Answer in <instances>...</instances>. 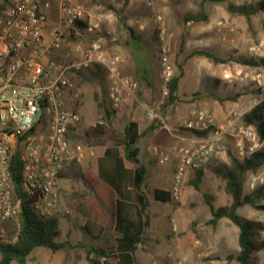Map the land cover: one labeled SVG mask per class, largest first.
<instances>
[{"label":"crops","instance_id":"obj_1","mask_svg":"<svg viewBox=\"0 0 264 264\" xmlns=\"http://www.w3.org/2000/svg\"><path fill=\"white\" fill-rule=\"evenodd\" d=\"M157 1L160 4L163 3L165 7L169 6L163 2L164 0ZM93 3H96V5H93ZM115 3V0H80V4L86 9L87 14L97 18L96 20L102 23L103 30L118 37V44L109 45V49L105 52L109 55L116 54L120 56L119 67L121 71L135 78L133 83L137 94L140 93L141 98L146 99L138 100L136 104L128 100V104L122 108L124 110L112 114L111 119L114 126L115 123L117 124V120L122 124L117 132H123L130 121L138 124V132L141 135L138 143L139 159L147 168V177L141 189L135 187L137 165L125 158L123 148L117 146L111 140H108L105 145H100L96 139H91L92 142L88 147L81 148L80 156L85 158L81 166L83 182L78 187L79 189H75L76 192L72 194L71 212L69 211L71 216L67 218L59 216L61 237H65L62 242L76 243L73 234L78 233L80 235H78V240L76 239L77 242L87 244L90 248H107L119 237L117 230L120 226H118L119 220L122 227L132 224L133 232L137 231V228L140 230L141 242L137 246L135 259L143 264H149L153 258L165 259V252H167L170 243L172 241L175 243V233L169 220L172 214L175 213L176 216L178 214L176 208L171 210L170 207L174 174L179 163L178 151L180 149L195 148L206 139V137H200L193 130L184 128L183 125L192 118L193 114L209 116L219 123V121H227L234 112H240L243 115L248 113L252 109V66L232 61L228 66L223 65L228 68L225 70L224 68H216L215 64L204 57L192 58L191 63H186L183 69L184 76L180 81L174 101L170 104L169 116H165V118L161 115L162 118L168 120L169 124L168 128H164L158 121L149 118L147 115L148 111L157 108L159 104H163L165 101L161 100L162 98L157 94L153 95L155 100H151V86H153V83H160V79L158 80V77L160 78L159 65L154 58L155 52L158 51L156 35L152 32L154 28L152 24H148V27L145 23L138 25L135 21L136 17L130 18L127 16L128 9L147 10L148 0H129L127 4L117 5L116 8L122 12L125 23H122L120 18L112 11H104L105 6L114 5ZM96 12L100 13L99 19L96 17ZM184 15L181 18L182 26L174 28L171 15H167V12H165L172 36L178 35V32L183 34L186 40L185 51L188 47H192L190 51L192 52L196 48L191 45V40H197L199 37L204 36L205 32L203 29H195L192 23L185 24ZM59 19V10L56 6H53L49 10V21L44 32V43L46 45L49 44L51 39L50 30L53 27L61 26ZM139 20L142 22L143 19ZM103 35L101 41L106 45L109 44L108 34ZM66 51L54 53V50H52V53L49 52L45 56L44 61H49V55L52 57V54L56 59L62 61H66L67 57H70L69 59L77 56L82 58V55L84 56L83 52H85L83 50V52L77 54L75 50L71 49V53L67 56ZM216 54L223 57L219 52ZM180 60L183 61L184 59L180 57ZM216 77L220 80L217 86L214 82ZM224 91L229 92L222 96L221 93ZM227 97L235 99L220 101L225 100ZM65 102L67 103V101ZM223 143V141L218 143L216 147L220 149ZM153 147H158L168 153L169 160L164 164L158 163L157 167H153L152 162L155 160V156L151 151ZM107 151L109 152L108 155H106ZM90 154L94 155V158H91ZM106 156L110 167L115 168L121 165L123 169V171L120 170L121 174L127 175L128 179L123 180L114 174H111L114 177L110 176L121 193L100 177V160L106 158ZM78 160H81L80 157H78ZM146 163L150 164L149 167ZM90 165H92V168ZM66 167V171H71L70 174L75 173L76 170L74 171L70 165ZM107 170H105V175H109ZM126 171H128L127 174ZM190 173L193 174V171H190ZM194 177L196 180L198 179L195 174L192 178ZM84 178H87L88 182H85ZM156 191L163 192L160 196L168 199V201L157 199ZM147 200L148 206L143 213L142 209ZM225 201L228 204L230 198L228 201V198L224 196ZM62 220L65 222L64 227H61ZM179 224H181L180 220ZM86 226L89 231L85 230ZM81 234L86 235L88 241L80 239L82 238ZM179 245H181L180 242ZM60 252L53 253V255L57 256ZM148 255L152 258H148ZM50 264H57V262H51Z\"/></svg>","mask_w":264,"mask_h":264},{"label":"built area","instance_id":"obj_2","mask_svg":"<svg viewBox=\"0 0 264 264\" xmlns=\"http://www.w3.org/2000/svg\"><path fill=\"white\" fill-rule=\"evenodd\" d=\"M59 10L61 26L53 27L51 44L44 43V32L49 21V10ZM76 22L86 23L85 35L91 45L84 53L85 60L70 65L56 61H44L52 50L64 43V32L75 30ZM156 31L161 45L162 92L169 96V83L174 77L169 49L166 45V26L160 16ZM101 26L87 18L80 0H0V242L14 244L21 229L12 237L7 234L8 224L19 222L21 207L15 199L11 180V166L16 152L23 162L22 189L34 198L33 207L43 219L54 218L60 203V175L69 152V130L82 122L78 111L65 106L66 76L88 63L98 61L110 72L112 84L109 91L115 106L121 104L123 88L135 89L134 83L122 79L117 69V59L107 60L102 51ZM115 41V39H111ZM80 51V50H79ZM86 53V56H85ZM148 117L168 128L167 120L148 111ZM45 118L44 122H41ZM238 114L225 123L216 124L213 118L193 114L184 128L205 131L212 129L213 137L205 144L192 149H180L179 163L174 174L171 199L179 202L181 185L186 174L203 167L214 152L215 143L224 136L237 139L241 155L247 156L259 150L262 144L253 126L240 125ZM36 125L37 128H36ZM160 164L169 160V154L158 147L151 149ZM81 154H79L78 157ZM175 223V218H172ZM176 228H174L175 230Z\"/></svg>","mask_w":264,"mask_h":264},{"label":"rangeland","instance_id":"obj_3","mask_svg":"<svg viewBox=\"0 0 264 264\" xmlns=\"http://www.w3.org/2000/svg\"><path fill=\"white\" fill-rule=\"evenodd\" d=\"M202 1L203 0H164L163 2L169 5L165 7L163 3H161L163 5L162 6L157 0H148V4L146 6L147 10L137 8L127 10V16L130 18L136 17V19H134L138 25L141 23H145L147 27L148 24L153 25L154 29H152V32L156 35V46L158 50L155 52L154 58L159 65L160 75L161 45L156 31V20L160 16L164 19L166 26V45L169 49L171 64L174 68V76L179 73L178 66L180 62H182L181 64L183 65L184 69L186 63H191V59L196 57H191L195 50H209L215 54L219 52L221 55H223V57L218 54L216 55L227 60V63L218 64L215 65V67L224 68L225 70L228 69L227 66L230 62H239V59L241 58L264 59V14L253 16L250 20H247L245 17L232 15L227 10L228 4H234L237 6L252 5L256 4L260 0H228V3L226 4L206 3V13L209 17V21L202 23H192L195 29H203L205 35L199 37L197 40H191V45L196 48L195 50L190 52L192 47H188L187 51H185V36L179 32L178 35L172 36L170 32L171 30H169L170 28L168 27V19L165 16V12H167V15H171L174 21V28H180L182 26L181 18L183 14H198L200 12V5ZM93 5H96V3H93ZM117 5L119 4L115 3L113 6L116 8ZM109 6L110 5L105 6V12L112 11L109 9ZM83 9L87 18L98 22L101 26L102 33L105 35L108 34V38H106L107 40L109 39V44L106 45L102 42V45L104 44L102 47L103 55L107 58V60H118L117 69L122 79H127L132 82L133 80L135 81V78H132L131 75L121 71L119 67L121 58L119 55H109L105 52V50L109 49V45H115L116 43L118 44V37L113 34L110 35L111 33L109 34L107 31L103 30L102 23L96 20L97 18L89 16L84 7ZM96 13V17L99 19L100 13ZM113 13L116 14L115 12ZM139 19H143L142 22ZM73 38L72 32L66 29L64 32V43L60 49L54 50V53L67 50L65 53L68 56L69 53H71V49L75 50L77 54L83 52V50L87 52L91 45V38L85 34L83 36L81 35L80 37ZM113 38L115 41L111 40ZM49 44H51V39ZM50 53H52V51H50ZM180 57L184 60H180ZM49 58V61H58L66 65L86 59V57L82 55V58L77 56L69 59L70 57H67V59H65L66 61H62L60 59H56L53 54L52 57L49 55ZM96 66H100V70L102 69V71L99 73V75L96 73L98 76L94 81L87 82L74 71H70V73H68L66 76V84L68 88L66 89L64 97V100L67 101V103L65 102V106L68 110L78 111L82 115V122L78 126L72 127L74 128V131L70 132L72 128L69 130L70 136L68 140L70 147L67 158L64 161L63 172L60 175V180L62 179V181L59 180L58 186L59 193L61 195L60 203L55 213V217L58 219H60L59 216H63L64 218L71 216L70 210L73 197L72 194L73 192H76L75 189H79L78 187L81 186L83 182L81 166L82 161H84L85 158H82L83 156H81V160H78V155L81 154V148L83 149L88 147V145L92 142L87 138L86 133L93 127V125H96L98 122H102V118L105 115L103 110L99 107V103L103 100H107V106L113 111L114 114L124 110L122 108L128 104V100H131V102L135 104L138 100H146L141 98L140 93L137 94L136 89L130 91L126 88H123L121 104L116 107L114 101L111 100L109 96V91L113 80L109 75L110 72L108 69L98 61L90 62L85 67H91L92 72H97L98 70ZM159 79L160 78L158 77V80ZM251 80L253 108L259 101L264 99V67H252ZM214 82L217 86L220 83V80L216 77L214 78ZM151 88V100H155L153 97L154 94L160 95L159 97L162 98L161 100H165L163 104H159L158 107L154 109L155 112L159 115H162L163 117L169 116L168 114L170 112V104H172L174 100L169 101L168 97H165L163 92H161V80L159 84L153 83ZM241 90H243V88H241ZM228 92L229 91H224L221 94L224 96ZM235 114L240 115L241 119L239 124L244 125L242 123L243 114L240 112H234L231 117L235 116ZM225 122L226 121H219L218 123L216 121L215 123L222 124ZM120 126H122V124H120L119 120H117V124L115 123V126L113 124L111 125V130L114 129L117 131L121 128ZM207 130H209L207 135L199 134L200 137H206V139L201 144L209 142L213 137L212 129L209 128ZM193 131L198 134V132H203L204 130ZM222 141L224 142L223 146L219 149L216 146ZM222 141L215 143L212 156L209 157L207 162L199 171L196 170L193 171V174L190 172L186 174L181 185L180 201L177 203L172 200V203H170L171 210L176 208L178 213L177 216L175 213L172 214L169 220L172 230L175 233V243L173 241L170 243L167 252H165V259H151L152 256L150 257L148 255V258L151 259L149 264H237L236 262H228L225 258L228 255H236L239 253V230L237 226L231 223V221L228 219L221 220L219 225L215 228L208 225L207 222L210 220L209 218H211V211L203 196V193H209L212 195L216 208L227 205V201L224 202V196L228 198V201L229 197L225 195L224 184L213 175L210 169L211 167L219 165H231V160L228 156V150L233 151V153L240 158L245 157L238 151L236 138L224 136ZM90 157L94 158V155H91ZM154 159L155 160L152 162V166L157 167V164L159 163L158 159L157 157ZM67 163L73 168L74 171L76 170L75 173L73 172L70 174V170L66 171V166H68ZM149 165L150 164H147L148 167ZM90 167L92 168V165H90ZM194 174L197 176L196 178H200L201 180L198 183L199 190L195 188V183H197V181L195 177L192 178ZM258 187H264V167L256 173H249L247 175L244 186L245 195L249 194L251 191H254ZM239 214L245 219L264 224V212L257 211L250 206H244L240 208ZM172 218H175V223L172 222ZM179 220L181 224H179ZM19 223L20 221H13L12 223L8 224L7 234L10 237H13L18 232ZM64 226L65 222L62 220L61 227ZM174 228L176 229L174 230ZM73 235L75 236L73 239L76 241V243H71L76 245L75 248H66L62 252L59 251V255L56 256L53 255L50 250L40 247L35 250L32 258L27 264H50L51 262H57V264H91L87 260V253L90 250V247L87 246V244L77 242L78 235L80 234L74 233ZM81 237L82 238L80 239L83 241H88L86 235L81 234ZM59 240L64 241L65 237L60 236ZM196 241H198V243H196ZM260 241H264V231L261 233ZM179 242L181 245H179ZM256 256L257 264H264V249L257 253ZM217 257H220V259H216ZM12 264L17 263L14 262ZM135 264L143 263L136 260Z\"/></svg>","mask_w":264,"mask_h":264},{"label":"trees","instance_id":"obj_4","mask_svg":"<svg viewBox=\"0 0 264 264\" xmlns=\"http://www.w3.org/2000/svg\"><path fill=\"white\" fill-rule=\"evenodd\" d=\"M128 2L129 0H116V3L118 4H127ZM206 3L226 4L228 3V0H203L200 5V12L198 14H186L184 16V22H208L209 17L206 13ZM109 9L118 15L122 23H125L122 12L118 11L113 5H110ZM227 10L232 15H239L250 20L253 16L264 14V0H260L252 5L237 6L234 4H228ZM86 25L87 24L84 22H76L75 27L81 34L77 35L75 30H72V38L80 37L81 35L83 36L85 34ZM195 56L204 57L215 65L227 63V60L209 50H195L191 57ZM239 62L252 67H264V59L241 58L239 59ZM178 67L179 73L173 77L168 86L169 101L174 100L180 81L184 76L183 65L180 64ZM96 68L98 70L97 72H92L91 67H83L80 70L73 71L82 77L83 80L90 82L97 79V76L102 71V69L100 70V66H96ZM96 73H98V75ZM234 99L235 98L233 97H228L225 100ZM220 101L222 102L224 100ZM99 107L103 110L105 115L102 118V122H98L86 133L87 138L89 140L96 139L97 143L100 145H105L108 140H112L117 146L122 147L125 153V158L137 165L135 171V187L141 189V186L147 177V168L139 159L140 150L138 148V143L141 135L138 132V124L134 121H130L123 132H117L114 129L111 130V116L113 111L107 106V100L100 102ZM44 120L45 118H42L41 122H44ZM242 123L245 126L254 127L262 147L243 158L236 156L233 151L228 150L231 165L211 167V172L224 184V192L230 198L227 205L216 208L212 195L209 193H203V196L211 211V219L207 222L208 225L215 228L221 219L226 218L236 225L239 230V253L236 255H228L225 259L228 262H236L237 264H257L256 255L264 249V241H260L261 233L264 231V224L243 218L239 214V209L244 206H250L257 211L264 212V187H258L246 195L244 193L247 175L249 173H256L264 167V99L259 101L248 113L243 115ZM37 126L38 125H36V128ZM72 131H74V128H72L70 132ZM208 131L209 130L198 132V134L207 135ZM69 136L70 135L68 134V138ZM108 154L109 152L107 151L106 155ZM105 170L108 171L109 175H105ZM120 170L123 171L121 165H118L115 168L112 166L110 167L107 156L100 160V177L112 185V187L118 192L120 189L115 182L111 180L110 176H113L111 174H114L121 180L128 179L127 175H122ZM127 173L128 171H126V174ZM11 180L15 189V199L20 203L21 207L19 217L21 229L18 235V240L14 244H4L0 242V264H12L14 262L17 264H27L32 258L35 250L40 247L46 248L52 253H57L66 248H75L76 245L71 242H62L59 240L61 236L60 220L56 217L49 219L41 218L34 210V198L23 192V162L19 152L15 153L12 162ZM84 180L85 182H88L87 178H84ZM196 181L195 188L199 190L198 183L201 180L198 178ZM161 193L163 192L156 191L157 199L168 201V199L160 196ZM166 194L168 195V193ZM145 197L147 199L146 194ZM147 206L148 200L142 209L143 213ZM118 226L117 230L119 237L115 239L110 246L107 248H90L87 253V260L91 264H135V253L138 244L141 242V232L138 228L137 231L133 232L132 224L122 227L119 220ZM85 230L89 231L87 226L85 227ZM216 259H220V257H217Z\"/></svg>","mask_w":264,"mask_h":264}]
</instances>
